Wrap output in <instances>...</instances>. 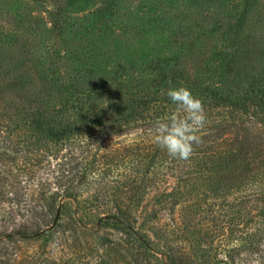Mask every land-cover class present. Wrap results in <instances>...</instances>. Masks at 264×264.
<instances>
[{
    "label": "trees",
    "instance_id": "trees-1",
    "mask_svg": "<svg viewBox=\"0 0 264 264\" xmlns=\"http://www.w3.org/2000/svg\"><path fill=\"white\" fill-rule=\"evenodd\" d=\"M55 2L59 11L50 23L59 37L70 4ZM95 2L93 23L76 30L83 44H69L64 53L51 48L48 66L27 80L24 99L20 94L16 98L9 118L18 125L15 133L30 134L34 127L40 136L43 126L50 129L47 136L71 135L86 126H152L162 117L184 115L166 93L170 87H187L204 105L207 123L198 133L202 142L194 146L188 163L149 143L148 157L173 163L153 190L186 189L200 200L207 193H228L230 200L224 199L225 209L218 211L182 200L180 217L191 229L195 219L240 215V223L257 222L258 233H264V0ZM2 129L0 122V137ZM176 207L152 204L145 219L154 225L163 216L174 218ZM32 208L33 237L54 228L67 235L63 204ZM4 212L25 215L28 210L0 204ZM107 217L121 220L125 215L118 209ZM125 226L133 235V227ZM21 229L12 235H26ZM144 247L149 264H161L155 248Z\"/></svg>",
    "mask_w": 264,
    "mask_h": 264
},
{
    "label": "rangeland",
    "instance_id": "rangeland-1",
    "mask_svg": "<svg viewBox=\"0 0 264 264\" xmlns=\"http://www.w3.org/2000/svg\"><path fill=\"white\" fill-rule=\"evenodd\" d=\"M63 2L70 4L69 18L61 22L65 32L58 37L50 23L59 11L55 0H0V204L28 210L25 215L0 213V264H149L145 244L155 248L161 264H264V233H258L257 222L240 223V215L212 216L195 219L189 229L180 217L182 200L218 211L225 209L228 193H207L200 200L186 189L153 190L173 164L145 152L154 142L155 125L86 126L63 136L45 135L47 126L40 136L34 127L30 134L15 133L18 125L9 118L16 98L24 99L27 80L48 66L51 48L64 53L69 44L82 45L76 30L92 24L91 14L98 10L95 0ZM55 203L65 207L67 235L54 228L33 237L36 213L31 208ZM152 204L177 206L176 216L152 225L145 219ZM118 209L123 219L107 217ZM20 228L27 234L12 235Z\"/></svg>",
    "mask_w": 264,
    "mask_h": 264
},
{
    "label": "clouds",
    "instance_id": "clouds-1",
    "mask_svg": "<svg viewBox=\"0 0 264 264\" xmlns=\"http://www.w3.org/2000/svg\"><path fill=\"white\" fill-rule=\"evenodd\" d=\"M166 95L184 115L172 114L158 119L154 126V143L166 150L170 158L186 161L194 154V146L202 142L198 133L207 123L204 105L184 86L170 87Z\"/></svg>",
    "mask_w": 264,
    "mask_h": 264
}]
</instances>
